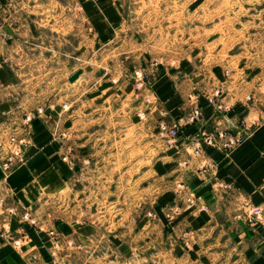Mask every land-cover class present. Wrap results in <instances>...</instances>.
Masks as SVG:
<instances>
[{
  "label": "crops",
  "instance_id": "crops-1",
  "mask_svg": "<svg viewBox=\"0 0 264 264\" xmlns=\"http://www.w3.org/2000/svg\"><path fill=\"white\" fill-rule=\"evenodd\" d=\"M178 1L176 21L183 14ZM164 25L132 14L130 22L119 0H0V135L27 139L23 164L7 168L0 155V200L15 209H0V264H52L73 236L97 232L96 222L81 224V204L72 198L75 171L64 157L79 139L83 161L119 163V150L101 153L121 143L113 104L121 91L128 99L135 94L136 68H143L146 92L158 103L147 110L155 131L162 132L164 122L181 124L174 139L160 133L166 138L158 157H141L158 177L154 206L181 210L178 221L191 229L198 251L234 264H264V213L247 215L264 209V44L209 37L201 49L179 55L160 37L152 44V35L166 34ZM77 87L78 111L70 99ZM104 101L112 103V120L93 123L108 110L99 106ZM194 106L202 116L190 123ZM27 114L35 115L31 126ZM126 129L148 140V126L137 132L128 123ZM100 131L111 137L99 138ZM204 132L243 138L224 152L203 144ZM123 143L130 157L131 139ZM125 204L131 206L130 198Z\"/></svg>",
  "mask_w": 264,
  "mask_h": 264
},
{
  "label": "rangeland",
  "instance_id": "rangeland-1",
  "mask_svg": "<svg viewBox=\"0 0 264 264\" xmlns=\"http://www.w3.org/2000/svg\"><path fill=\"white\" fill-rule=\"evenodd\" d=\"M119 1L130 22L132 14L153 27L159 22L165 23L166 34L152 35L151 42L154 44L160 37L165 47L177 50L179 55L201 49L209 37L211 41L224 38L234 42L242 38L243 42L264 44V0H196L194 4L179 0V5L183 3V14L177 21L171 18L175 0H164L162 5L158 0ZM159 6L164 10L162 13ZM135 71H141L144 77L139 79ZM132 85L135 94L131 99L121 91L113 104L114 109H119L114 122L120 124L115 137L121 143L116 144L114 150L104 147L101 153L111 156L113 151L119 150V163L112 164L103 159L83 161L81 156L85 154H81L79 139L66 156V162L75 171L72 198L75 205L81 204L78 206V212L82 211L81 224L96 222L97 232L86 237L73 236L67 243L65 255L52 264H234L228 258L213 257L206 248L202 252L196 249L193 232L178 221L181 210L177 206H166L163 210L154 206L159 194L158 177L149 175L143 168L150 162L142 161L141 157L157 155L167 135L161 137V131H155V123L148 118L147 110L157 107L158 103L152 93L146 92L149 83L143 68L134 70ZM71 90V106L78 111L79 89ZM99 106L109 108L94 115L93 123L98 122L96 117L100 123L111 121V101L100 102ZM196 108L199 107L194 106L192 111ZM128 123L135 125L137 132L148 126V140L144 142L141 135L137 137L136 132H128ZM175 123L179 122L169 125L164 122L160 127ZM93 133L95 135V131ZM108 134L100 131L99 138L111 137ZM127 139L132 142L130 157L127 145L123 143ZM90 150L95 148L89 147ZM129 198L131 206H125Z\"/></svg>",
  "mask_w": 264,
  "mask_h": 264
},
{
  "label": "built area",
  "instance_id": "built-area-1",
  "mask_svg": "<svg viewBox=\"0 0 264 264\" xmlns=\"http://www.w3.org/2000/svg\"><path fill=\"white\" fill-rule=\"evenodd\" d=\"M139 79L144 77V74L141 71H135ZM211 102H214L212 100ZM65 110H68L67 104L63 105ZM202 116V112L199 108L194 109L187 117V121L193 123L199 120ZM35 119V115L27 114L24 117L25 124L31 126ZM180 123L172 124L167 127L162 128V134L168 136V141L176 138L180 132ZM202 143L208 146H216L224 152H229L234 149L242 140L243 136L241 134H231L227 132H218L217 135L202 134ZM27 139H19L15 134L11 133L5 139L0 135V155L4 153V165L8 168L10 166H19L23 164L26 160V152L24 149ZM64 161H67V157H64ZM0 209L6 213H15V209L5 206L4 201L0 200ZM264 209L261 207L252 208L248 211L247 215L250 219L259 218L263 215Z\"/></svg>",
  "mask_w": 264,
  "mask_h": 264
},
{
  "label": "water",
  "instance_id": "water-1",
  "mask_svg": "<svg viewBox=\"0 0 264 264\" xmlns=\"http://www.w3.org/2000/svg\"><path fill=\"white\" fill-rule=\"evenodd\" d=\"M81 72L78 71L76 72L71 78H70V81L74 82L75 80H77L80 76Z\"/></svg>",
  "mask_w": 264,
  "mask_h": 264
}]
</instances>
